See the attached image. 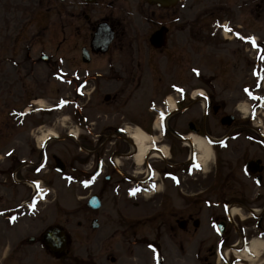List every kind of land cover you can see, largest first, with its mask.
Listing matches in <instances>:
<instances>
[{
  "label": "flooded vegetation",
  "instance_id": "1",
  "mask_svg": "<svg viewBox=\"0 0 264 264\" xmlns=\"http://www.w3.org/2000/svg\"><path fill=\"white\" fill-rule=\"evenodd\" d=\"M121 1L132 0H80L77 10L73 9V0H1L3 104L17 108L21 102L32 103L40 87L42 66L49 82H54L51 72L56 71L57 50H66L65 69L71 78L74 70L80 73L87 89L85 95L69 103L70 107L78 104L79 98H87L82 105L98 110L96 125L100 128L96 131L88 125L89 130L84 131L88 137L91 130L97 134V148L84 149L78 158L68 155L60 164L68 175H81L83 182L95 178L90 195L98 194L101 201L104 181L113 182V206L119 216L112 221L109 236L103 235L102 242L107 246L101 264H130L124 261V254L135 249L147 253L148 264L150 257L157 258L152 264H158V260L160 264H219L217 258L226 249L228 255L233 248L245 251L252 240L264 237V138L253 125L222 124L228 105L218 103L211 78L208 89L202 93L198 90L202 73L194 66L198 60L194 56L200 54V11L194 16L175 10L170 14V10L160 11L139 0L146 8L141 7L133 17L127 14L122 18ZM95 5L105 6L106 12L94 17L91 11ZM74 17L84 22L75 46L79 57L71 55ZM101 23L112 32L113 39L106 50L94 51L91 37ZM161 27L167 28L166 42L157 46L151 37ZM83 49L88 50L85 57ZM13 87L20 96L18 99L15 95L10 104ZM159 112L164 115L161 129L154 126ZM5 124H10L8 118ZM127 125H139L160 145L157 149H166L167 153L161 159L150 154L139 164L135 143L125 133ZM34 130L35 126L31 127L25 136L26 130L21 131L5 167L4 175L14 172L23 185L39 177L41 150L35 143ZM200 135L214 142V169L206 175L189 170L196 157L192 137ZM236 135L249 136L248 144L242 145L251 153L245 163L255 160L262 168L252 173L243 165L246 180L233 169H225L230 153L238 147L233 145ZM88 140L85 138V142ZM149 187L157 192L146 197ZM25 200L2 209L19 211ZM122 208L129 210V217H120ZM222 264L237 262L230 257ZM258 264H264V252Z\"/></svg>",
  "mask_w": 264,
  "mask_h": 264
},
{
  "label": "rangeland",
  "instance_id": "2",
  "mask_svg": "<svg viewBox=\"0 0 264 264\" xmlns=\"http://www.w3.org/2000/svg\"><path fill=\"white\" fill-rule=\"evenodd\" d=\"M120 4L121 8H119V11L120 17L122 18H125L127 14L130 17H133L137 10H142L141 7L144 9L146 8V5L143 2L139 4V0L121 1ZM79 5L80 0H73L74 10H77ZM138 6L140 7L138 8ZM92 8L93 11H91V13L94 17L105 13L107 10V8L102 5H95ZM0 10L3 14L4 8H0ZM173 10H175V12H182L186 16H189V12H191V16H194L196 15V13H194L195 11H200L198 12V15L200 16L199 22H197V24L200 23L197 39L199 42L198 47L200 46V54H195L194 56L195 59H198L195 61L194 66H196L200 73H202L200 78V88L208 89L206 86V84H209L208 77L212 78L213 81H211L210 84L212 88H215L217 91V99L225 101L228 105L227 112L236 115V117L239 118L235 123L236 125H253L255 127V125L257 126L258 123H260L259 120H257L259 117H261V120L263 121L262 124H264V118L261 115L257 117L249 114V117L251 116L250 118L248 116L244 117L243 115L245 114L238 109L240 103H246V105L251 103L242 93V87L247 85L249 78H252L250 71L252 66L250 67L249 65L248 67L247 63L242 58L247 56L243 50L244 44L241 43V41L244 40V37L238 35L237 40H225L219 27V24L222 21H228V24L233 27L232 31L240 30L244 35L253 32L264 35V0H183L181 4ZM173 10H170V14H172ZM83 26V20L74 17L73 51L71 53L74 57L77 55L78 57L80 56L79 52L76 53L75 46L76 41L80 39L77 37L79 28L83 31ZM241 26H245V28L243 29ZM248 48H250L249 45ZM249 50L250 57H255V51L251 49ZM57 53L62 57L67 56V51L62 48L58 49ZM161 60L165 62L166 58H162ZM2 68H4V66H1L0 60V187H6L1 185L4 183L2 181L3 174L6 172L5 167L12 158L8 157L6 154L11 152L13 147H17V142L14 140L15 138H18V132H21L23 129L26 130L24 136L29 135L28 130L33 126H35V136L38 134L43 136L48 132L59 133L61 138L55 139V141L51 140L53 142L49 144L48 151H50V154L55 152V154L62 158L67 159L68 155H74V158H78L79 155H82L83 151L80 152L78 145L83 146V148H90L91 150L97 148L95 141L97 134L91 130L89 138L84 134L85 130H89L87 128L88 125H83L81 128L79 122L84 121V117L89 119L90 122H98V110L92 106L87 107L88 104L84 107L85 110L82 113L77 112L76 109L64 107L65 97L75 96L74 81H72L69 86V84L57 80L52 86L51 83L47 81V72H42L40 78L41 88L38 94L42 96L41 102H43L44 105H53L54 108H42L40 112H34V115L25 119L26 125H18V122L10 115L12 108H8L3 104L5 95L2 94L3 89L1 87V79L4 72L2 71ZM211 76H214V78ZM169 83L170 82H168V84ZM11 92V100H9V103L13 104L14 101L12 98L16 95L19 99L20 94H16L15 87L11 89ZM262 92L264 93L262 89L258 91L259 94ZM255 93H257V91ZM263 100L264 96H262L261 99L259 98L256 101H252V103L253 105L255 104L256 107V104H261ZM81 102L86 103L87 98L82 99ZM24 105L25 102H21L20 106L17 108H24ZM71 115L72 117L75 115V120L77 118L76 122L74 119L71 120ZM7 116H9L10 119H13L10 122L11 125L5 124ZM252 118L253 120H251ZM79 125L80 127L77 129V126ZM130 126L135 127V125ZM261 126L264 130V125ZM89 127H92L96 131L100 128L99 125H89ZM20 128L21 130H17ZM71 129L79 132V139L76 140V138L67 134ZM236 136L233 145H238V147H235L233 153H230L231 156L229 157L230 161L228 163V168L226 167L225 169L226 171L233 169L235 172H238L244 180H246L245 175L241 170L245 161L250 159L251 153H249L247 148H243L242 145L248 144L247 137L249 136ZM85 138L89 139L88 142H85ZM76 142L80 143L76 144ZM148 142H146V144H148ZM94 151L96 153V150ZM19 152L20 151L18 150L17 153ZM91 158V160L95 159L94 157ZM51 163L52 160L49 161V165H51ZM212 164L213 158L206 167L207 171L211 168L213 169ZM9 176L11 175L9 174L8 177ZM61 177L62 176L58 175L54 178L53 174L48 177V174H46L45 171L41 173V179L44 180L43 185L47 188V192L44 194L46 195V200L39 203V210L34 216H31L24 206L21 211L10 210L7 214L0 216V264L102 263V252L105 246H107V243L102 242L103 237L109 236L108 233L110 234L113 231L112 221L117 220L119 217L118 212L114 211L113 206V182L108 183L104 181L106 189L101 209L97 211H89L86 207L85 199L90 193V190L82 188V185L80 186V177L72 175L69 178ZM10 181V195L7 200L0 199V209L8 205L11 206L13 205L14 200L19 201L22 197H27L29 195L28 189L25 190L22 186L14 184L11 179ZM127 200L129 201L128 198ZM141 211L144 213L145 210ZM120 214V217H129V210L127 208H122ZM94 218H98V229H93L91 226V222ZM55 224L62 226L71 238V252L67 256L61 258L55 257L51 254L45 245L39 240L40 235L44 233L50 225ZM30 236H35L36 241L29 240ZM6 250H8L7 254ZM135 251L134 254L137 253L139 256V258H137L139 264L140 262H142L141 264H148L149 257L147 253L142 252L143 249H135ZM124 255V259L129 260L126 257L128 255L133 256V253ZM152 261L153 260L150 257L151 264Z\"/></svg>",
  "mask_w": 264,
  "mask_h": 264
},
{
  "label": "bare ground",
  "instance_id": "3",
  "mask_svg": "<svg viewBox=\"0 0 264 264\" xmlns=\"http://www.w3.org/2000/svg\"><path fill=\"white\" fill-rule=\"evenodd\" d=\"M40 106H45L43 102L38 101ZM238 108L240 111H242L244 114L248 113L247 105L246 103H240L238 105ZM261 119H259V122ZM131 138L134 139L136 145H138V152L136 155V160L140 164L145 155L150 151V147L146 146V141L148 140V136L141 130H138V128L135 131H131ZM58 137L57 133L55 132H48L47 134L41 136L40 142L43 143L44 141H47L48 139H55ZM193 144L195 146V149L198 152V162L204 166V168L207 167L208 163L210 162L212 158V149L210 145L207 143V141L203 137H192ZM151 192H148L150 194ZM261 241H253L252 246L250 247L251 250L254 252V255L258 254L259 247L261 245ZM262 246V245H261ZM247 255V254H246ZM240 258H244V254H238ZM247 257L252 258L251 255H247Z\"/></svg>",
  "mask_w": 264,
  "mask_h": 264
},
{
  "label": "water",
  "instance_id": "4",
  "mask_svg": "<svg viewBox=\"0 0 264 264\" xmlns=\"http://www.w3.org/2000/svg\"><path fill=\"white\" fill-rule=\"evenodd\" d=\"M180 0H148L151 4H156L160 7H172L176 5ZM102 28V27H100ZM97 40V39H96ZM93 208L99 207V200L97 198L91 201ZM46 240L52 244L54 248L63 249L65 248V238L62 231L59 229H51L48 231Z\"/></svg>",
  "mask_w": 264,
  "mask_h": 264
}]
</instances>
